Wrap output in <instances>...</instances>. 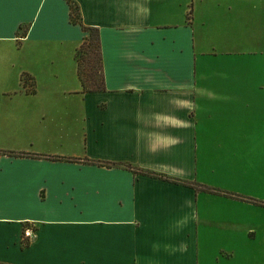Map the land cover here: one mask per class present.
Returning a JSON list of instances; mask_svg holds the SVG:
<instances>
[{
	"label": "crops",
	"instance_id": "crops-1",
	"mask_svg": "<svg viewBox=\"0 0 264 264\" xmlns=\"http://www.w3.org/2000/svg\"><path fill=\"white\" fill-rule=\"evenodd\" d=\"M0 0V264H264V0Z\"/></svg>",
	"mask_w": 264,
	"mask_h": 264
},
{
	"label": "rangeland",
	"instance_id": "rangeland-1",
	"mask_svg": "<svg viewBox=\"0 0 264 264\" xmlns=\"http://www.w3.org/2000/svg\"><path fill=\"white\" fill-rule=\"evenodd\" d=\"M90 35V39H95V33H88L87 38ZM226 38L236 40L241 43H257L261 46L264 45V9L260 8L254 12V16L251 17L248 14V10L244 11V21L242 25L232 29L230 34H226ZM253 40V41H251ZM81 59L79 60L81 71L83 72V78L86 81V85L91 86L93 83L98 85L99 82V68L97 59V47L94 41H85L82 46Z\"/></svg>",
	"mask_w": 264,
	"mask_h": 264
},
{
	"label": "trees",
	"instance_id": "trees-1",
	"mask_svg": "<svg viewBox=\"0 0 264 264\" xmlns=\"http://www.w3.org/2000/svg\"><path fill=\"white\" fill-rule=\"evenodd\" d=\"M66 2V4L68 5V8H69V22L73 25H80L81 28L83 29L84 32H88V33H92L94 32L95 33V39L91 40L90 39V35L88 36V38H86L83 43L85 41H91L93 42L94 41V44L96 45L97 47V59H98V68H99V82H98V85H95L94 83L89 86V85H86V81L84 80L83 78V72L81 71V67H80V63H79V60L81 59V56L80 54L82 53L80 50H82V46H83V43L82 45L78 48L77 50V53H76V60H77V74H78V78L81 82V85H83V90L86 91V92H90L91 90H99L101 89L102 87V77H101V66H100V62H99V58H98V41H97V34L96 32L93 30V29H86L84 28L81 24H80V17H79V11H78V7L77 5L75 4V2L73 0H64ZM150 176L153 175L154 178H158V179H161V180H165V181H168V182H172L174 184H184L190 188H193L195 189V191H198V192H204V193H208V194H212V195H218V196H225V197H230V198H234L236 200H239V201H242V202H252L253 204H256V205H259L261 207H264V203H260V202H257V201H251L249 199H246L244 197H241V196H237V195H233V194H228V193H224V192H221V191H218V190H215V189H212V188H208V187H204V186H200V185H196V184H191V183H181L180 181L178 180H169L165 177H162V176H159V175H154V174H149Z\"/></svg>",
	"mask_w": 264,
	"mask_h": 264
}]
</instances>
